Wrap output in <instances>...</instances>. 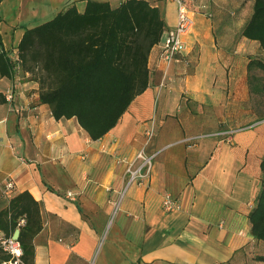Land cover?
<instances>
[{
    "label": "crops",
    "instance_id": "crops-1",
    "mask_svg": "<svg viewBox=\"0 0 264 264\" xmlns=\"http://www.w3.org/2000/svg\"><path fill=\"white\" fill-rule=\"evenodd\" d=\"M87 1L0 0V52L14 63L26 29L71 6L83 12ZM146 1L159 8L166 31L175 26L174 3ZM191 5L185 50L166 64L159 45L152 48L147 89L99 140L76 119L56 120L21 66L0 80V93L13 92L12 103L0 105V211L22 192L40 204L34 264H89L101 239L96 264H252L264 256L248 220L264 157V81L248 72L264 50L241 36L253 3ZM141 150L155 155L150 175L126 188ZM8 180L14 189L5 196ZM165 194L181 210L164 212Z\"/></svg>",
    "mask_w": 264,
    "mask_h": 264
},
{
    "label": "trees",
    "instance_id": "trees-1",
    "mask_svg": "<svg viewBox=\"0 0 264 264\" xmlns=\"http://www.w3.org/2000/svg\"><path fill=\"white\" fill-rule=\"evenodd\" d=\"M252 2L241 36L264 50V0ZM166 25L158 7L146 0H126L117 7L88 0L83 12L74 6L51 20L26 29L17 47L20 66L39 84V101L53 117L76 119L91 140L101 139L119 122L132 101L149 85L148 57ZM15 64L0 52V80ZM264 73V61L252 59L248 72ZM264 81V79H263ZM264 96V83L260 87ZM0 93V105L6 104ZM260 190L248 215L251 236L264 243V157L259 164ZM24 220L23 226H18ZM43 228L40 204L28 192L11 198L0 211V232L18 229L22 263L34 264L33 240ZM0 259L9 256L1 254ZM264 261V256L256 258Z\"/></svg>",
    "mask_w": 264,
    "mask_h": 264
},
{
    "label": "built area",
    "instance_id": "built-area-1",
    "mask_svg": "<svg viewBox=\"0 0 264 264\" xmlns=\"http://www.w3.org/2000/svg\"><path fill=\"white\" fill-rule=\"evenodd\" d=\"M175 4L176 6V24L172 29L164 32L160 42L158 43L160 52L159 57L166 64H170L174 61L176 56L182 53L186 48L185 38L192 31L195 25L194 13L192 11V1L193 0H168ZM204 9V8H202ZM14 63L20 66L18 53L16 52L14 57ZM5 98L7 103H12L13 92L8 91L5 93ZM154 128L151 126L147 130V141L153 137ZM155 155L146 156L144 151L141 150L135 157L133 161L129 164L127 168V173L129 175V181L126 188L134 182L136 179L145 180L149 177L152 167V159ZM14 189V184L12 181H6L3 192L5 196H9ZM71 196V193L67 194ZM161 207L164 212L171 213L174 211L181 210L180 203L172 198L170 194H165L162 198ZM25 224L24 220H20L18 226H23ZM0 252L1 254H6L9 256L7 260H1L0 264H23L22 249L14 237H7L0 232Z\"/></svg>",
    "mask_w": 264,
    "mask_h": 264
},
{
    "label": "rangeland",
    "instance_id": "rangeland-1",
    "mask_svg": "<svg viewBox=\"0 0 264 264\" xmlns=\"http://www.w3.org/2000/svg\"><path fill=\"white\" fill-rule=\"evenodd\" d=\"M260 60H262V61H264V54L263 55H261V56H259L258 57ZM258 72L260 75H262V78L264 79V73L262 72V71H260V70H257V69H255V70H253V72ZM255 101H257V99H255ZM256 106H259V105H256ZM260 107V106H259ZM259 113H260V109H259ZM262 117H264V116H262ZM261 117V118H262ZM244 130H248V129H244ZM124 196H125V194H124ZM117 210L112 214V216H110V220H111V223L115 220V217L117 216ZM108 229H109V226H108V228H107V230L106 231H108ZM104 242V239H101L100 240V242L97 244V247L95 248V251H94V254H93V256L91 257V260L89 261V264H96L97 263V261H98V256H99V253H100V250H101V248H102V246H103V243ZM257 254H261L262 253V251H259L258 252V250L257 251H255ZM257 256H259V255H257ZM264 264V261H260V260H257V259H254L253 260V262H252V264Z\"/></svg>",
    "mask_w": 264,
    "mask_h": 264
},
{
    "label": "water",
    "instance_id": "water-1",
    "mask_svg": "<svg viewBox=\"0 0 264 264\" xmlns=\"http://www.w3.org/2000/svg\"><path fill=\"white\" fill-rule=\"evenodd\" d=\"M18 236H19V230H16L13 237L15 240H18Z\"/></svg>",
    "mask_w": 264,
    "mask_h": 264
}]
</instances>
